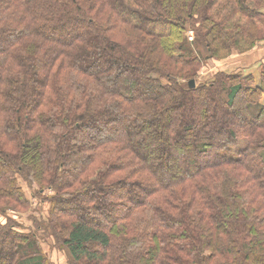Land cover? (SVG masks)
Masks as SVG:
<instances>
[{"label":"trees","instance_id":"16d2710c","mask_svg":"<svg viewBox=\"0 0 264 264\" xmlns=\"http://www.w3.org/2000/svg\"><path fill=\"white\" fill-rule=\"evenodd\" d=\"M263 40L264 0H0V212L45 196L69 264H264V72L211 69Z\"/></svg>","mask_w":264,"mask_h":264},{"label":"rangeland","instance_id":"374dc122","mask_svg":"<svg viewBox=\"0 0 264 264\" xmlns=\"http://www.w3.org/2000/svg\"><path fill=\"white\" fill-rule=\"evenodd\" d=\"M190 33L193 34V32ZM209 66L211 68L212 65ZM210 68L208 71H213ZM192 141L195 142L194 139ZM18 181V186L27 194V202L30 206L27 207V210H7L0 212V226H6L8 223L16 225L18 232L24 233L27 236L29 235L31 239L30 244L32 246L28 247L29 243L25 246L27 247V251H33L38 246L50 264H69L66 251L54 246L51 230L54 220L49 215L50 203L44 199L45 196H36L33 187H30L20 179ZM44 223L46 224L43 225ZM56 228H59V226L57 225Z\"/></svg>","mask_w":264,"mask_h":264},{"label":"crops","instance_id":"0c3cea01","mask_svg":"<svg viewBox=\"0 0 264 264\" xmlns=\"http://www.w3.org/2000/svg\"><path fill=\"white\" fill-rule=\"evenodd\" d=\"M223 70L227 74L241 73L243 76H252L253 87H261V73L264 72V40L250 49L248 52L235 53L224 58L221 64L212 69Z\"/></svg>","mask_w":264,"mask_h":264},{"label":"built area","instance_id":"2783aa9c","mask_svg":"<svg viewBox=\"0 0 264 264\" xmlns=\"http://www.w3.org/2000/svg\"><path fill=\"white\" fill-rule=\"evenodd\" d=\"M192 37H193V34L192 33H189V35H188L189 41H192Z\"/></svg>","mask_w":264,"mask_h":264},{"label":"water","instance_id":"95a60500","mask_svg":"<svg viewBox=\"0 0 264 264\" xmlns=\"http://www.w3.org/2000/svg\"><path fill=\"white\" fill-rule=\"evenodd\" d=\"M189 84H190V87H191V88H194V85H195V84H194L193 81H190Z\"/></svg>","mask_w":264,"mask_h":264}]
</instances>
